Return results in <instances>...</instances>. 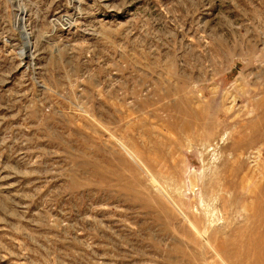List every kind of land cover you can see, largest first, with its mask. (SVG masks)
I'll use <instances>...</instances> for the list:
<instances>
[{
	"label": "rangeland",
	"instance_id": "obj_1",
	"mask_svg": "<svg viewBox=\"0 0 264 264\" xmlns=\"http://www.w3.org/2000/svg\"><path fill=\"white\" fill-rule=\"evenodd\" d=\"M261 256L264 0H0V264Z\"/></svg>",
	"mask_w": 264,
	"mask_h": 264
},
{
	"label": "bare ground",
	"instance_id": "obj_2",
	"mask_svg": "<svg viewBox=\"0 0 264 264\" xmlns=\"http://www.w3.org/2000/svg\"><path fill=\"white\" fill-rule=\"evenodd\" d=\"M26 36V35H25ZM27 37V36H26ZM27 45V44H26ZM30 47V46H29ZM259 255V254H258ZM260 261V262H259ZM258 262V264H264V256H261V260H259Z\"/></svg>",
	"mask_w": 264,
	"mask_h": 264
}]
</instances>
